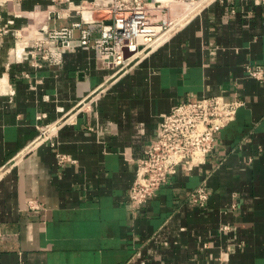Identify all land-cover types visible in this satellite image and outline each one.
Segmentation results:
<instances>
[{
    "label": "crops",
    "instance_id": "obj_1",
    "mask_svg": "<svg viewBox=\"0 0 264 264\" xmlns=\"http://www.w3.org/2000/svg\"><path fill=\"white\" fill-rule=\"evenodd\" d=\"M93 1L99 6L84 16L109 22L110 0ZM52 6L0 5L8 28L0 45V264H264V81L247 70L264 68V4L210 0L118 73L82 45L58 66L15 58L18 29L79 18H48ZM213 95L243 104L205 161L179 164L131 208L137 163L162 115ZM93 96L90 108L80 106ZM52 122L55 145L36 143L37 124ZM199 186L209 194L203 206L189 198Z\"/></svg>",
    "mask_w": 264,
    "mask_h": 264
},
{
    "label": "built area",
    "instance_id": "obj_2",
    "mask_svg": "<svg viewBox=\"0 0 264 264\" xmlns=\"http://www.w3.org/2000/svg\"><path fill=\"white\" fill-rule=\"evenodd\" d=\"M7 1L10 0H0V5ZM52 1L53 6L47 11L48 18H67L73 13L79 18L70 25L49 28L46 23H41L37 28L26 26L18 29L12 48L15 58L28 59L33 67L43 64L58 66L62 64L68 48L82 45L96 51V58L103 67L118 73L130 69L141 56L185 23L193 11L210 0H110L105 5L111 14L109 22L89 20L84 16V13L99 6L93 0L79 3L72 0ZM62 1H66L67 5L56 8L55 4L59 6ZM255 1L264 4V0ZM183 3L187 5L186 13H182L184 10L176 12V4ZM96 28L98 34L93 35ZM23 30L33 34L26 38ZM75 30H78L77 36ZM7 32L0 15V45ZM247 70L250 77L264 81L261 65L248 64ZM94 100L95 96L83 101L80 106L90 108ZM242 104L238 98L203 96L181 101L170 112L163 114L156 136L145 155L138 160L129 191L130 207L136 208L147 202L167 180L168 173L179 164L186 162L192 167L203 163L214 145L215 135L236 118ZM42 116L41 113L36 118ZM58 126L59 123L54 122L37 124L39 133L34 141H49L54 146ZM56 156L59 161L66 159L64 154L56 153ZM208 197L202 186L189 193L190 200L200 206L205 205Z\"/></svg>",
    "mask_w": 264,
    "mask_h": 264
},
{
    "label": "rangeland",
    "instance_id": "obj_3",
    "mask_svg": "<svg viewBox=\"0 0 264 264\" xmlns=\"http://www.w3.org/2000/svg\"><path fill=\"white\" fill-rule=\"evenodd\" d=\"M159 1H161V0H159ZM55 6H56V8H60V6H63L62 4H60L59 6H58V4H55ZM186 4L185 3H183V4H176V7H175V11L176 12H178V11H182V10H184V11H182V13L184 14V13H186ZM197 11V10H196ZM193 12H195V11H193ZM192 12V13H193ZM61 19V18H60ZM184 21V20H183ZM170 35V34H169ZM156 47V46H155ZM154 49V48H153Z\"/></svg>",
    "mask_w": 264,
    "mask_h": 264
},
{
    "label": "bare ground",
    "instance_id": "obj_4",
    "mask_svg": "<svg viewBox=\"0 0 264 264\" xmlns=\"http://www.w3.org/2000/svg\"><path fill=\"white\" fill-rule=\"evenodd\" d=\"M157 1H159V0H157ZM161 1H165V0H161ZM162 37V36H161ZM161 37L159 38V39H161Z\"/></svg>",
    "mask_w": 264,
    "mask_h": 264
}]
</instances>
